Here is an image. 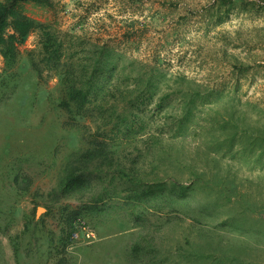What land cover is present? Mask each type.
Segmentation results:
<instances>
[{
  "label": "rangeland",
  "instance_id": "1",
  "mask_svg": "<svg viewBox=\"0 0 264 264\" xmlns=\"http://www.w3.org/2000/svg\"><path fill=\"white\" fill-rule=\"evenodd\" d=\"M53 1L25 12L51 23L65 60L66 47L82 62L95 46L114 51L112 81L128 93L108 113L139 123L110 140L119 165L56 196L82 133L112 123L64 125L58 77L40 80L28 60L37 32L13 66L0 56V264H264V0ZM77 209L92 234L67 238Z\"/></svg>",
  "mask_w": 264,
  "mask_h": 264
},
{
  "label": "trees",
  "instance_id": "2",
  "mask_svg": "<svg viewBox=\"0 0 264 264\" xmlns=\"http://www.w3.org/2000/svg\"><path fill=\"white\" fill-rule=\"evenodd\" d=\"M25 3H32L55 11L53 0H0V56L3 58L5 65L7 67L14 65L20 54L19 45L31 33L37 32L39 34L40 49L36 54L30 50L28 60L40 80L43 79L45 70L51 71L58 77V87L60 89L58 106L68 116V119L63 121L64 125L80 126L82 119L95 121L98 118L102 123V120L108 118L111 124L113 114L108 113L110 109L108 107L109 102L118 101L128 93L117 82L112 81L114 66L112 67L110 58L114 51L106 46H95L90 52L92 55L89 57L88 62H82V58L77 59L80 60L78 62L71 59L72 57L67 53L68 49L66 47L65 60L63 58V41L52 29L51 23L41 22L30 17L25 12ZM147 83L148 85L145 88L153 86L151 81H147ZM146 92H148V95H142V92L138 93L134 102L131 103L132 105L129 103L130 99L127 103L133 108H138L145 103L146 98H150L153 94L149 90H146ZM189 101L191 103L194 98L191 97ZM192 110L188 105L185 107L183 114L178 119L180 125L187 121L192 114ZM120 114L109 130L106 131V129L97 125L94 133H87V131L82 133V139L86 146L69 153L59 188L53 191L55 195L64 197L79 193L84 194L85 191L93 187V180L100 177L102 172H107L112 167L119 165V159L116 157L117 149L112 148L110 140L117 137L119 133L124 137L133 133L131 129L134 128L137 122L139 123L137 115L132 114V111L121 115V117ZM235 114L237 113L233 110L225 118L236 126L235 121L244 118V115ZM125 175L129 180V173L127 172ZM135 180L134 178L131 179V181ZM14 181L21 191L27 192L29 183L25 178L23 181L25 182L24 186L18 182V176L14 177ZM83 208L91 211L95 210L96 207L88 205L83 206ZM81 210H69L66 218L69 229L66 233L67 238L70 237L74 228V221L79 218L82 213Z\"/></svg>",
  "mask_w": 264,
  "mask_h": 264
},
{
  "label": "built area",
  "instance_id": "3",
  "mask_svg": "<svg viewBox=\"0 0 264 264\" xmlns=\"http://www.w3.org/2000/svg\"><path fill=\"white\" fill-rule=\"evenodd\" d=\"M83 233L86 237H89L92 233L87 230L86 228V225L85 223L80 219V218H77L75 221H74V228L71 232V235L70 237L72 239H77L78 238V235L79 233Z\"/></svg>",
  "mask_w": 264,
  "mask_h": 264
}]
</instances>
